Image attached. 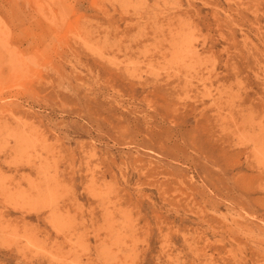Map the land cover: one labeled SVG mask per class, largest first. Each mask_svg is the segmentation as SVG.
<instances>
[{
    "label": "rangeland",
    "instance_id": "374dc122",
    "mask_svg": "<svg viewBox=\"0 0 264 264\" xmlns=\"http://www.w3.org/2000/svg\"><path fill=\"white\" fill-rule=\"evenodd\" d=\"M0 264H264V0H0Z\"/></svg>",
    "mask_w": 264,
    "mask_h": 264
}]
</instances>
